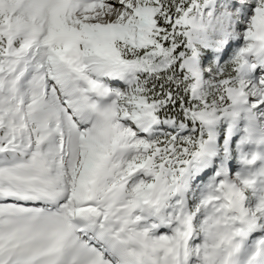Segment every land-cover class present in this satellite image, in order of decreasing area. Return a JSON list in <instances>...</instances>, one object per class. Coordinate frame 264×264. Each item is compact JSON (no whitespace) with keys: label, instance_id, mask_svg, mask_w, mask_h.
Masks as SVG:
<instances>
[{"label":"snow or ice","instance_id":"1","mask_svg":"<svg viewBox=\"0 0 264 264\" xmlns=\"http://www.w3.org/2000/svg\"><path fill=\"white\" fill-rule=\"evenodd\" d=\"M0 264H264V0H0Z\"/></svg>","mask_w":264,"mask_h":264}]
</instances>
